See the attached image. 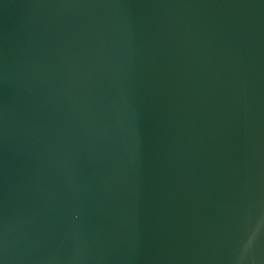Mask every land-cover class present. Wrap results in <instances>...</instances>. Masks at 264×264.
<instances>
[{
	"label": "water",
	"instance_id": "1",
	"mask_svg": "<svg viewBox=\"0 0 264 264\" xmlns=\"http://www.w3.org/2000/svg\"><path fill=\"white\" fill-rule=\"evenodd\" d=\"M0 264H264V0H0Z\"/></svg>",
	"mask_w": 264,
	"mask_h": 264
}]
</instances>
